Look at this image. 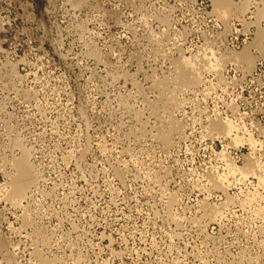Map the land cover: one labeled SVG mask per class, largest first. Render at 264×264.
<instances>
[{
	"label": "rangeland",
	"instance_id": "1",
	"mask_svg": "<svg viewBox=\"0 0 264 264\" xmlns=\"http://www.w3.org/2000/svg\"><path fill=\"white\" fill-rule=\"evenodd\" d=\"M222 1L0 0V264H264V0Z\"/></svg>",
	"mask_w": 264,
	"mask_h": 264
},
{
	"label": "bare ground",
	"instance_id": "2",
	"mask_svg": "<svg viewBox=\"0 0 264 264\" xmlns=\"http://www.w3.org/2000/svg\"><path fill=\"white\" fill-rule=\"evenodd\" d=\"M225 2H223L222 1V3H219V8H220V6H222V8L220 9V12H221V14L223 13H227L228 11H229V6H228V4H231V3H229L228 2V0H224ZM230 1V0H229ZM221 2V1H220ZM228 2V3H227ZM222 4V5H221ZM230 10H231V8H230ZM228 13H230V12H228ZM222 14V15H223ZM223 16H226V15H223ZM93 55V54H92ZM249 56V55H248ZM248 56H247V53L245 52V53H243V55L241 56V57H244V59H248L249 61H250V57L248 58ZM240 58V57H239ZM238 58V59H239ZM241 59V58H240ZM243 59V60H244ZM183 63V62H182ZM180 66L182 65V64H180V63H178ZM186 64H187V62H186ZM179 65L177 66V68L179 67ZM185 65V64H184ZM189 66V67H188ZM188 66H185V67H181L180 68V70H179V74H178V76H177V73H178V70H177V72H176V76L178 77L176 80H177V82H176V87H177V89L178 90H186L187 88H188V86H190V84H193L194 83V81H196V79L198 80L200 77H199V75L201 74V73H198V71L197 70H195L196 68H192L193 66H191V65H189L188 64ZM198 70H200V69H198ZM201 71V70H200ZM199 74V75H198ZM196 83V82H195ZM172 125H174V124H172ZM171 125V126H172ZM170 126V127H171ZM176 126H178V125H176ZM175 126V128L177 129V127ZM229 128V127H228ZM171 129V128H170ZM226 129V128H225ZM225 129H223V130H225ZM231 129V128H230ZM226 131V130H225ZM229 131V130H228ZM172 132V131H171ZM227 132V131H226ZM225 133V132H224ZM163 135V134H162ZM168 135V134H167ZM171 135V134H170ZM167 137V136H166ZM169 137H171V136H169ZM167 140L166 138H164L163 137V140ZM168 141H169V139H168ZM165 142V141H164ZM169 143V142H168ZM166 144H167V142H166ZM25 155V154H24ZM27 157H25L24 159H26ZM26 162V161H25ZM25 162H23V163H25ZM20 163V162H19ZM27 165V164H26ZM25 166V165H24ZM28 166V165H27ZM23 167V166H22ZM24 168V167H23ZM27 168V167H26ZM28 169V168H27ZM24 170V169H23ZM25 171V170H24ZM24 171H22V172H24ZM27 172V171H26ZM28 173V172H27ZM26 175V174H25ZM21 178V177H20ZM13 188H14V186H13ZM24 190H25V187H24V185H22V184H17L16 185V188H15V193L17 194V195H22L23 193H24ZM13 194H14V191H13ZM15 195V194H14ZM15 197V196H14ZM15 200H17V198L15 197L14 198ZM13 199V200H14ZM12 201V200H11ZM14 202V201H13ZM214 214V213H213ZM215 215V214H214ZM217 216H218V214H217ZM2 242V241H1ZM2 245H3V243H2ZM1 245V246H2ZM263 246V245H262ZM264 249V248H263ZM2 253V252H1ZM10 259V258H9Z\"/></svg>",
	"mask_w": 264,
	"mask_h": 264
}]
</instances>
